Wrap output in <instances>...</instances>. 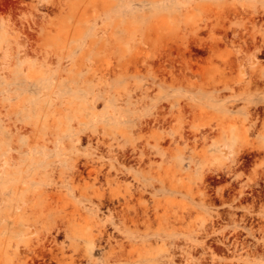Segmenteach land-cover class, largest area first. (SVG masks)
I'll list each match as a JSON object with an SVG mask.
<instances>
[{"label": "rangeland", "instance_id": "obj_1", "mask_svg": "<svg viewBox=\"0 0 264 264\" xmlns=\"http://www.w3.org/2000/svg\"><path fill=\"white\" fill-rule=\"evenodd\" d=\"M0 264H264V0H0Z\"/></svg>", "mask_w": 264, "mask_h": 264}, {"label": "bare ground", "instance_id": "obj_2", "mask_svg": "<svg viewBox=\"0 0 264 264\" xmlns=\"http://www.w3.org/2000/svg\"><path fill=\"white\" fill-rule=\"evenodd\" d=\"M258 13H259V12H258ZM250 15H251V14H250ZM252 16H253V15H252ZM245 18H247V17L245 16ZM254 18H255V17H254ZM247 19H248V18H247ZM251 21H252V20H251ZM253 21H254V20H253ZM248 23H249V22H248ZM248 23H247V24H248ZM242 24H243V22H242ZM249 24H250V23H249ZM242 26H243V25H242ZM244 26H245V25H244ZM249 28H250V27H249ZM242 29H244V28H242ZM245 30L247 31V26L245 27ZM242 31H243V30H242ZM231 32H232V34H233V40L236 39L237 41L239 40V42H240V41H241V36H242V35L240 36L241 33H239V32H241V30H240V31H237V30H235V29H232ZM245 34H246V32H245ZM248 35H249V33H248ZM248 35H247V36H248ZM249 37H251V36H249ZM224 38H227V37L224 36ZM245 39H248V38L245 37ZM249 39H250V38H249ZM243 40H244V39H242V41H243ZM251 40H252V39H251ZM254 40H256V39H254ZM254 40H253V42H254ZM237 41H236V42H237ZM256 41H257V40H256ZM232 42H233V44H234V41H232ZM243 42H245V41H243ZM224 43H225V42H224ZM227 44H228V42H227ZM227 44H226V45H227ZM229 44H230V43H229ZM229 44H228V45H229ZM231 45H232V44H231ZM251 45H252V44H251ZM229 47H230V46H229ZM236 47H237V46H236ZM250 47H251V46H250ZM253 47H254V49L256 48L255 45H254ZM225 48H226V47H225ZM239 48H240V47H239ZM248 48H249V47H248ZM248 48H247V51H246V52L249 53L250 50H249ZM235 49H236V48H235ZM240 49H242V48H240ZM240 49H239V51H240ZM228 50H229V48H228ZM236 50H237V49H236ZM236 50H235V51H236ZM243 50H244V49H243ZM252 50H253V49H252ZM252 50H251V51H252ZM226 51H227V50H226ZM241 51H242V50H241ZM241 51H240V53H241ZM244 51H245V50H244ZM228 52H229V51H227V54L229 55L230 52H229V53H228ZM243 53H245V52H243ZM246 54H247V53H246ZM247 55H248V54H247ZM223 58H224V55H223ZM224 59H227V58H224ZM235 61H237V62H238L237 64L240 65L241 63H244L245 61H247V56H246V57H245V56H242L240 59H237V60H235ZM226 62H227V60H226ZM226 62H225V63H226ZM230 62H231V61H229V63H230ZM225 63H224V64H225ZM227 63H228V62H227ZM229 63H228V65H229ZM231 63H232V62H231ZM230 65H232V64H230ZM223 66L226 67V65H223ZM227 68H228V67H227ZM257 69H258V68H257ZM257 69L255 68V70H257ZM259 69H260V68H259ZM255 70L253 69L252 71L254 72ZM258 71H259V70H257V72H258ZM242 72H243V71H242ZM240 73H241V72H240ZM241 74H242V73H241ZM243 74H244V72H243ZM253 74H254V73H253ZM255 74H256V73H255ZM257 74L259 75L260 73H257ZM243 77H245V76H243ZM251 78H254V77L251 76ZM255 79H256V77H255ZM255 79H254V81H255ZM257 79H258V78H257ZM250 80H253V79H250ZM250 83H251V82H250ZM242 86H243V84L240 85V87H242ZM256 120H257V119H256ZM77 163H79V162H77ZM79 164H80V163H79ZM78 166H79V165H78ZM86 166H87V164H86ZM93 166H94V165H93ZM89 167H91V166H89ZM80 168H81V167H80ZM81 169H82V168H81ZM91 169H92V171H91L92 173L90 172V173H91L90 175L94 174L95 171H96V170L94 169L95 171H94V173H93V168H89L88 170L90 171ZM83 171H84V170H83ZM83 171L80 172V173H83ZM78 172H79V171H78ZM84 173L89 174L88 171H87V172H84ZM75 174H77V173H75ZM90 175H89V176L87 175V176L90 177ZM94 175H95V177H96V174H94ZM75 176H76V175H75ZM79 176H82V175L79 174ZM92 176H93V175H92ZM92 176H91V177H92ZM138 194H139V193H138ZM139 195H140V194H139ZM120 197H121V196H120ZM136 197H137V196H135V197L133 196V197H132L133 200H134V198H136ZM130 198H131V197H130ZM139 198H140V197H139ZM138 200H139V199H138V197H137V200H136V201L138 202ZM125 202H126V201H125ZM126 203H127V204H126ZM126 203H125V204L128 205V202H126ZM119 204H120V205H123V204H121V203H119ZM136 215H137V213H136ZM133 219L136 221L135 218H133ZM133 219L131 218V220H133ZM123 220H124V219H123ZM134 220H133V222H135ZM52 242H53V240H52ZM109 242H110V241H109Z\"/></svg>", "mask_w": 264, "mask_h": 264}]
</instances>
